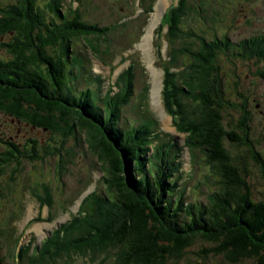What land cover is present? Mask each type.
<instances>
[{"label":"trees","instance_id":"trees-1","mask_svg":"<svg viewBox=\"0 0 264 264\" xmlns=\"http://www.w3.org/2000/svg\"><path fill=\"white\" fill-rule=\"evenodd\" d=\"M60 2L49 0L42 7L37 0H18L0 6V37L10 36V41L1 43L6 52L0 56V113L45 128L51 138L83 134L86 149L102 170L101 189L88 193L81 210L54 228L39 246L32 247L29 240L17 248V257L13 255L11 260L15 264L20 260L21 264H74L82 254H90L102 257L98 264H168L181 258L199 237L214 243L212 251L230 264L244 260L264 264V199L252 196L246 169L236 165L224 141L244 146L263 179L264 161L250 138L252 116L247 102L239 105L224 96V78L217 64V53L232 56L228 52L234 51L246 61L263 62V68L257 70L263 76L264 34L233 43L227 35L207 39L201 29L200 33L184 29V18L195 11L189 0H176L156 27L155 34L164 37L171 51L161 64L162 105L175 130L185 134L183 145L190 159L196 160L197 152L202 154L218 187L206 202L189 203L175 179L179 147L167 133L157 130L156 119L143 116L136 125L118 126L121 109L134 94V62L116 77V91L109 87L102 94L101 106L92 88L75 95L67 85V64L77 65L78 59L70 58V41L82 36L86 42L90 31L100 32L104 38L114 27L83 24L80 6L71 7V2L66 18ZM140 4L142 7V0ZM197 5L202 9V4ZM45 7L60 23L42 20L46 19ZM94 45L90 53H102L99 57L103 59L109 47L103 50ZM52 46H58L64 58L47 51ZM185 72L187 77L182 78ZM94 79L101 81L100 77ZM148 91L147 85L142 91L145 97ZM187 95L190 97L184 98ZM138 106L145 110L141 103ZM231 106L242 118L226 129L222 113ZM5 144L17 149L10 141ZM46 148L54 150L53 155L60 151L50 144ZM1 156L0 166L8 163ZM57 159L62 164L61 154ZM39 200L42 206L48 202ZM111 248L113 252H109ZM23 257L28 263L22 262Z\"/></svg>","mask_w":264,"mask_h":264},{"label":"rangeland","instance_id":"rangeland-1","mask_svg":"<svg viewBox=\"0 0 264 264\" xmlns=\"http://www.w3.org/2000/svg\"><path fill=\"white\" fill-rule=\"evenodd\" d=\"M17 1L0 0V6ZM68 1L60 2L66 18L69 15ZM74 1L72 5H79L82 10L79 20L83 24L88 25L87 22H93L101 27L114 25L123 16H126V19L125 22L120 23L125 25L113 26L114 28L104 38H101L100 32L90 31L86 42L82 36V39L74 37L70 41V58L78 59L77 65L71 61L67 64V85L75 95L82 89L92 88L98 96L97 104L101 106L102 94L113 86V80L129 62H134V94L130 102L121 109L118 126L136 125L143 116L156 119L157 130L167 133L168 138L172 137L177 144L176 147H179L177 151L179 170L175 179L179 190L184 192L183 199L189 203L206 202L209 193L218 187L213 182L214 178L204 163L202 154L197 152L196 160L190 159L189 151L183 145L185 134L175 130L170 116L163 109L160 97L163 73L161 64L167 59L166 54H170L171 51L163 36L155 37V28L151 36L149 33L151 24L156 21L159 23L161 15L175 4L176 0H162V2L142 0V10L136 18L131 16L133 0ZM37 2L43 7L49 0H37ZM189 2L194 5L195 11L184 18L183 28L199 33L201 29L207 39H212L214 35H227L235 43L249 36L264 34V0H189ZM198 3L202 4V9L197 5ZM157 8H160L159 21L155 20ZM45 18H42L45 22L60 23L54 13L46 7ZM145 36V42H142ZM94 44H99L103 50L106 46L109 47V52L103 55V59L99 57L102 53L98 56L90 53L89 49L95 46ZM48 48L49 52L61 54L58 46ZM159 51L161 57L158 55ZM228 53L232 56L225 52L217 53V64L221 68L219 72L224 78V96L230 102H237L236 104L239 105L247 102L245 105L252 116L250 122L248 121L252 128L250 138L257 149L255 151L264 161V75L257 74L258 68H263V62L252 63L238 57L234 51ZM123 56L127 57L120 60ZM60 58H64V55L61 54ZM110 67L113 68V73L109 71ZM176 71L179 69L177 68ZM186 73L182 78L187 77ZM188 75L192 74L189 72ZM95 77H100V83L94 79ZM147 85L149 91L145 97L142 91ZM180 85L184 92L189 91L182 81ZM113 90L115 91L116 88ZM188 95L184 98H189ZM138 103H141L145 110L141 109ZM260 110L263 112L260 113ZM222 114L226 129L233 128L235 122H240L242 118L239 111L232 106L225 109ZM11 118L9 119L6 114H0V154L2 153V159L8 162L0 166V264H15V260L12 261L11 257L13 255L17 257L16 250L19 245H25L31 240L32 247L39 246L41 240L49 236L54 228L66 223L81 210L79 206L88 192L94 188L101 189L102 170L96 164L95 156L86 149L87 143L83 134H73L65 139L58 136L51 138L47 129L34 128L36 126L25 119L23 121L28 125H22ZM28 126L32 130L28 129ZM17 128L20 129L18 135L6 139V136L13 135ZM6 141L16 144L17 149L5 144ZM45 141L51 146H57L60 151L53 155L54 150L47 149ZM28 145L35 146L37 150H31ZM224 146L236 165L246 169L247 180L255 200L264 199V179L250 153L248 154L244 146L227 139L224 141ZM17 150H20L19 153ZM150 151L151 149L146 155ZM57 154H61L62 164L59 163ZM39 199L48 202L42 206ZM181 215L182 212L177 216L181 217ZM213 247L215 245L212 242L199 237L194 238L181 258L172 260L168 264H230L223 260L221 254L213 252ZM113 251V248L109 250V252ZM82 255V258H76L74 264H98L102 258L97 255ZM22 262L28 263V259L23 257ZM233 264L253 263L244 260Z\"/></svg>","mask_w":264,"mask_h":264},{"label":"flooded vegetation","instance_id":"flooded-vegetation-1","mask_svg":"<svg viewBox=\"0 0 264 264\" xmlns=\"http://www.w3.org/2000/svg\"><path fill=\"white\" fill-rule=\"evenodd\" d=\"M44 32V31H43ZM12 35H13V33H12ZM4 40H3V39ZM8 41H10V36L8 37H6V38H4V36H2V37H0V56H2V54H5V52H6V50H4L3 48H2V46L3 45H1V43L3 44V42H8ZM263 111L262 110H260V113H262ZM0 114H3V113H0ZM9 119H12L10 116H9ZM15 119V118H14ZM13 119V121H15V122H17V123H21L22 125H26L27 123L25 122V121H22V120H14ZM11 121V120H10ZM28 125V124H27ZM30 126V125H29ZM29 126H28V129H30V130H32V128H29ZM31 127H33V126H31ZM34 128H37V127H34ZM19 130L20 129H18L17 128V130L14 132V134L13 135H11V134H9V135H7L6 137H9V138H14V136L16 137L17 135H18V132H19ZM10 133H12V131H10Z\"/></svg>","mask_w":264,"mask_h":264},{"label":"bare ground","instance_id":"bare-ground-1","mask_svg":"<svg viewBox=\"0 0 264 264\" xmlns=\"http://www.w3.org/2000/svg\"><path fill=\"white\" fill-rule=\"evenodd\" d=\"M160 1L162 2V0H160ZM161 2H160V4H161ZM164 5H165V4H164ZM159 7H161V6H159ZM159 14H160V8H159V9L157 8V15H156L157 17L155 18V20L158 19V21H159V19H160V18H159ZM157 23H158V22L156 21V23L153 22V23L151 24V26H150L151 29H150V31H149L150 36L152 35L153 29H154L155 26H156L155 24H157ZM150 36H148V37H150ZM148 37H147V40H148ZM145 39H146V36L143 38V41H142V42H145ZM142 44H143V43H142ZM35 157H36V156H35ZM47 237H48V236H47Z\"/></svg>","mask_w":264,"mask_h":264}]
</instances>
